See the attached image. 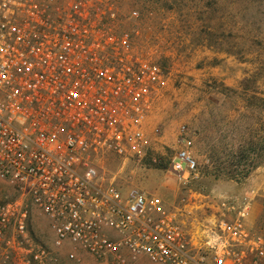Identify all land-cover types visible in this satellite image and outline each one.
Masks as SVG:
<instances>
[{
	"label": "built area",
	"instance_id": "built-area-1",
	"mask_svg": "<svg viewBox=\"0 0 264 264\" xmlns=\"http://www.w3.org/2000/svg\"><path fill=\"white\" fill-rule=\"evenodd\" d=\"M123 17L118 0H0V264H264V224L249 203L204 232L181 210L101 175L102 158L141 154L146 122L167 75ZM192 133L182 126L169 172L196 174ZM47 220L52 245L32 233Z\"/></svg>",
	"mask_w": 264,
	"mask_h": 264
},
{
	"label": "rangeland",
	"instance_id": "rangeland-1",
	"mask_svg": "<svg viewBox=\"0 0 264 264\" xmlns=\"http://www.w3.org/2000/svg\"><path fill=\"white\" fill-rule=\"evenodd\" d=\"M123 17L163 65L167 85L146 122L141 154L102 158L101 175L128 191L139 187L177 207L187 230L204 232L248 202L253 224H264V0H118ZM192 133L196 174L178 179L170 163L182 126ZM247 175L246 177L244 175ZM16 196L0 178V201ZM248 216V217H249ZM34 213L35 240L51 246L53 233ZM207 230V229H206ZM59 264H99L62 256ZM135 264H153L142 260Z\"/></svg>",
	"mask_w": 264,
	"mask_h": 264
},
{
	"label": "crops",
	"instance_id": "crops-1",
	"mask_svg": "<svg viewBox=\"0 0 264 264\" xmlns=\"http://www.w3.org/2000/svg\"><path fill=\"white\" fill-rule=\"evenodd\" d=\"M256 217H257V214L256 213H252V215H250L247 220H248V222L250 224H253V223H255Z\"/></svg>",
	"mask_w": 264,
	"mask_h": 264
},
{
	"label": "trees",
	"instance_id": "trees-1",
	"mask_svg": "<svg viewBox=\"0 0 264 264\" xmlns=\"http://www.w3.org/2000/svg\"><path fill=\"white\" fill-rule=\"evenodd\" d=\"M244 176L246 177L247 175L245 174Z\"/></svg>",
	"mask_w": 264,
	"mask_h": 264
}]
</instances>
